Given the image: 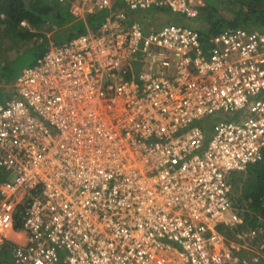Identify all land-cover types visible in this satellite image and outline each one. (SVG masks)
<instances>
[{"label": "built area", "instance_id": "built-area-1", "mask_svg": "<svg viewBox=\"0 0 264 264\" xmlns=\"http://www.w3.org/2000/svg\"><path fill=\"white\" fill-rule=\"evenodd\" d=\"M39 1L104 14L0 103V264H264V224L239 229L229 196L264 157V31L204 48V0ZM145 11L188 25L146 31Z\"/></svg>", "mask_w": 264, "mask_h": 264}, {"label": "trees", "instance_id": "trees-1", "mask_svg": "<svg viewBox=\"0 0 264 264\" xmlns=\"http://www.w3.org/2000/svg\"><path fill=\"white\" fill-rule=\"evenodd\" d=\"M221 2H227V0H205L206 4L202 13L200 10L199 15L190 21L189 25L198 32L199 41L204 48L208 47L210 37L227 29L242 28L249 31H264L262 30L264 28V0H234L238 6L234 5L235 7L227 11L225 16L218 10V4ZM68 10L69 2L67 1L60 4L54 1L0 0V38L7 39V42L12 40L15 45L17 42H22L23 45L32 42L34 45L30 50L35 47L36 42H39L38 48L43 44V39H47L48 43L44 51L37 53V57H39L46 51L50 43L62 44L49 40L53 33L63 32L65 28L69 29L74 23L77 25L76 36H78L88 30L96 29L103 18V15L99 16V13L88 16L85 20H76ZM177 19L183 25H188L184 17L177 15ZM23 21L26 22V26L21 25ZM41 26H45L47 32H51L49 37L44 33L38 35L30 31L34 27ZM73 37L75 36L69 39ZM0 52L3 51L0 49ZM8 66L0 69L4 74L1 73L2 81L5 80V76L7 80H10L9 76L12 73L8 72ZM229 185L230 199L244 218V225L239 229L263 225L264 157L260 162L248 166L245 171L232 173ZM238 189L242 191L241 195L236 197ZM15 229H21L19 224H16ZM225 235L232 236V233H225Z\"/></svg>", "mask_w": 264, "mask_h": 264}, {"label": "rangeland", "instance_id": "rangeland-1", "mask_svg": "<svg viewBox=\"0 0 264 264\" xmlns=\"http://www.w3.org/2000/svg\"><path fill=\"white\" fill-rule=\"evenodd\" d=\"M30 1L36 2L37 0H30ZM234 5L238 6L234 2V0H227V2H223V3L221 2L218 4V10H219V12H221V14H224V16H225L227 11H229L230 9H233L235 7ZM103 14H104V12L100 13L99 16H101ZM168 14L173 15L172 13H168ZM58 33H60V34H58ZM76 35H77V25H75L73 23V25L71 27H69V29L65 28V30L63 32L53 33L51 35V38H49V40L53 41L54 43H63L65 41H67L72 36L76 37ZM43 40H44V42L40 47L37 48V45L39 44V42H36V45L32 50L25 51L21 55L18 54L19 51L16 50L15 47L10 49V50L8 49L7 53L0 52V57L4 56L1 54H5V55L11 54L13 56V60H17L11 66L9 65L7 67L8 72H11L12 75L9 76L10 80H7L6 76H5V80L2 81L5 85L10 86L14 82L15 78L20 73V71L23 68L30 66L35 61V59L37 58V53L44 51V49L46 48V45L48 43V40L47 39H43ZM5 44H8L7 39L0 38V49L2 51H5L4 50ZM19 55H20V57H19ZM0 72L3 74V70H0ZM1 91H3V89L2 90L0 89V102L2 99L1 98ZM218 119H222V118H215V121H217ZM210 122L211 121H209L208 124ZM12 175H13V173L11 172L7 177L5 176L2 179V181L9 179ZM241 191H242L241 189H238L235 196L238 197L239 195H241ZM223 233L225 234L226 232L223 231Z\"/></svg>", "mask_w": 264, "mask_h": 264}, {"label": "crops", "instance_id": "crops-1", "mask_svg": "<svg viewBox=\"0 0 264 264\" xmlns=\"http://www.w3.org/2000/svg\"><path fill=\"white\" fill-rule=\"evenodd\" d=\"M205 0H204V5H205ZM204 7V6H203ZM203 7L200 9L201 10V13L203 11ZM163 13V12H162ZM160 14L159 16H155L154 14H156V11H152V12H137V13H132L131 14V17L134 19H139L141 20V22H143L144 24V29L146 31L148 30H154V29H158L162 24L164 23H175V22H178V19H177V15H169L167 12L166 13H163V14ZM200 13V14H201ZM177 20V21H175ZM95 30V29H93ZM264 30V28L262 29ZM32 33H35V34H41V33H44L47 37L50 36V31L47 32L46 30V27L45 26H41V27H34L30 30ZM258 31V30H256ZM39 39V38H37ZM36 39V40H37ZM34 44L32 42H29L28 44H24L22 42H17L16 45L13 44L12 40L11 41H8V45L5 44V47H4V50L3 53H7V50L9 49H12V48H16V50L19 51L18 54H22L23 52L25 51H28L31 49V47L33 46ZM1 55H4L3 57H1L0 59V69H2L3 67L5 66H8L9 64H13V62H16L17 60H13V56L11 54L9 55H5V54H1ZM19 55V57H20ZM19 59V58H18ZM34 63V62H33ZM3 86H6L4 83H2ZM221 232H223V230L220 229ZM8 237H9V244H15V243H22V242H25L27 240V235L23 232V231H20L18 230L17 232H11V233H8ZM0 250H1V244H0ZM8 255V254H7ZM6 255H3L1 256L2 258H4Z\"/></svg>", "mask_w": 264, "mask_h": 264}, {"label": "clouds", "instance_id": "clouds-1", "mask_svg": "<svg viewBox=\"0 0 264 264\" xmlns=\"http://www.w3.org/2000/svg\"><path fill=\"white\" fill-rule=\"evenodd\" d=\"M169 13V12H168ZM173 15H175V14H173ZM180 16V15H179ZM87 18V17H86ZM25 24L24 25H22V26H26L27 24H26V22L25 21H23ZM22 23V22H21ZM167 23H169V22H167ZM77 37V36H76ZM70 40V39H69ZM67 42V41H66ZM65 43V42H64ZM51 44V43H50ZM47 50V49H46ZM40 57V56H39ZM38 58V57H37ZM37 58L35 59V61H34V63L36 62V60H37ZM34 63H32L30 66H32ZM30 66H28V67H30ZM26 68V67H25ZM24 69V68H23ZM21 72V71H20ZM20 74V73H19ZM18 74V75H19ZM18 75H17V77H18ZM16 77V78H17ZM0 80H1V82H0V89L2 90L3 89V91H1V102L0 103H2L4 100H6L8 97H10L11 95L13 96V94L11 93V87H12V85H13V83L15 82V80H16V78H15V80H14V82L10 85V86H3L2 85V75H1V72H0ZM233 203V202H232ZM233 206H234V204H233ZM0 255L1 256H3L2 255V253L0 252ZM1 259H3L2 257H1ZM0 259V260H1Z\"/></svg>", "mask_w": 264, "mask_h": 264}]
</instances>
